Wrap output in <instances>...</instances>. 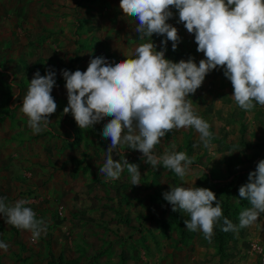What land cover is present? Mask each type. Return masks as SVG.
Instances as JSON below:
<instances>
[{"label":"rangeland","instance_id":"374dc122","mask_svg":"<svg viewBox=\"0 0 264 264\" xmlns=\"http://www.w3.org/2000/svg\"><path fill=\"white\" fill-rule=\"evenodd\" d=\"M28 2L0 0V197H7L10 205L30 201L27 206L45 221L47 230L34 241L29 231L8 225L0 214V242L9 246L7 251L0 249V264H260L264 214L236 232L223 231L221 219L222 226H214L209 241L202 232L186 229L184 220L190 217L182 210L179 215L173 212L163 193L177 186L209 189L220 200L223 217L238 224L240 212L250 207L239 197V188L264 160V106L242 110L218 66L188 97L195 113L211 126V146L204 148L194 128H181L154 148L160 156L175 145V151L194 157L184 179L162 164L153 168L141 152L125 146L114 150L113 159L119 161L116 153H123L129 163L137 164L140 185L131 183L127 169L118 180L107 181L99 168L105 161L103 151L111 144L102 130L112 117L80 129L71 113H63L68 100L61 70L86 71L95 57L113 65L135 58L136 47L150 38L142 39L135 31L134 18L114 13L89 25L102 26L95 31L79 17L63 19L65 27L60 30L53 20L46 21L49 26L43 20L34 24L23 11ZM170 10L173 17L167 23L178 29L180 43L173 51L169 41L165 58L176 63L193 58L198 66L205 57L197 52L195 35L179 22L178 11ZM164 39L151 37L157 51L163 49ZM42 54L44 58H39ZM46 69L56 72L51 95L57 110L49 117L48 128L34 134L21 107L34 73L43 76ZM217 230L224 238L221 244L214 240Z\"/></svg>","mask_w":264,"mask_h":264},{"label":"clouds","instance_id":"9594fccd","mask_svg":"<svg viewBox=\"0 0 264 264\" xmlns=\"http://www.w3.org/2000/svg\"><path fill=\"white\" fill-rule=\"evenodd\" d=\"M119 6L127 17L138 21L135 31L142 39L150 38L149 42L136 47L135 58L114 65L104 57H95L86 71L61 70L68 100L63 113H71L80 129L112 117L102 130V137L110 138L111 144L103 151L105 161L99 168L107 181L118 180L127 169L131 183L140 185L137 164L129 163L123 153H116L119 161L113 159L114 150L125 146L141 152L146 164L153 168L162 164L183 180L194 157L175 151V145L160 156L154 154V148L173 129L181 128H194L204 148L211 146V126L195 113L188 98L208 73L218 66L223 69L234 89L232 98L242 110L264 106V0H120ZM171 8L178 11L179 22L187 32L195 35L197 52L205 57L198 66L193 58L178 63L165 58L167 43L172 42L173 51L180 43L178 29L167 23L173 17ZM154 34L166 36L161 51L151 40ZM55 84L52 69H46L43 76L35 72L29 83L21 110L34 134L48 128L49 117L57 110L51 95ZM239 197L250 207L240 212L239 223L234 224L223 217L222 204L209 189L177 186L163 193L173 212L182 210L190 217L184 220L186 229L202 232L209 241L221 219L223 231L236 232L264 214V160L240 186ZM6 201L7 197H0V214L8 225L29 231L34 241L46 232L45 221L37 219L27 206L30 201L21 199L12 205ZM8 247L0 242V249L7 251Z\"/></svg>","mask_w":264,"mask_h":264},{"label":"crops","instance_id":"0c3cea01","mask_svg":"<svg viewBox=\"0 0 264 264\" xmlns=\"http://www.w3.org/2000/svg\"><path fill=\"white\" fill-rule=\"evenodd\" d=\"M27 2L29 0H26ZM32 5V6H31ZM120 1L118 0H32L25 4V10L27 19L37 24V22L43 23L45 26H49L47 20H53L58 30L63 29L65 26L63 19L82 18L88 23V28L94 31L100 28H91L89 25H95L96 20H102L103 18H111V14L114 13L115 17H126V15L120 9ZM75 6H78L76 11ZM100 6V9L98 8ZM30 8V9H29ZM8 13V10H6ZM33 11V12H32ZM33 13V14H32ZM65 16H69L66 17ZM3 18V17H1ZM26 19V20H27ZM27 20V21H28ZM46 28H44V34H47ZM67 33V31H66ZM60 40L64 35L58 31ZM54 47V46H53ZM29 47H24V51H29ZM59 50V49H58ZM38 51H43L39 49ZM39 58H44V55H39Z\"/></svg>","mask_w":264,"mask_h":264},{"label":"trees","instance_id":"16d2710c","mask_svg":"<svg viewBox=\"0 0 264 264\" xmlns=\"http://www.w3.org/2000/svg\"><path fill=\"white\" fill-rule=\"evenodd\" d=\"M198 65H199V61H198ZM176 213H178L179 215V211H177ZM222 226V223L219 222ZM214 240L218 243V244H221L224 242V238H223V235L221 234V232L219 230L216 231V235L214 237ZM68 264H76V261H71L69 262Z\"/></svg>","mask_w":264,"mask_h":264},{"label":"built area","instance_id":"2783aa9c","mask_svg":"<svg viewBox=\"0 0 264 264\" xmlns=\"http://www.w3.org/2000/svg\"><path fill=\"white\" fill-rule=\"evenodd\" d=\"M259 255H260V259H259V262L260 264H264V252L259 250Z\"/></svg>","mask_w":264,"mask_h":264}]
</instances>
